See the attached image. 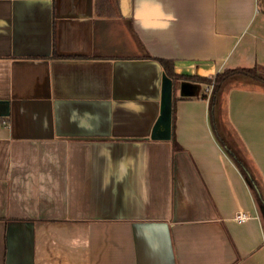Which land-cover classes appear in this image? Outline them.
<instances>
[{"label": "crops", "instance_id": "obj_1", "mask_svg": "<svg viewBox=\"0 0 264 264\" xmlns=\"http://www.w3.org/2000/svg\"><path fill=\"white\" fill-rule=\"evenodd\" d=\"M163 60L264 67V0H0V264H264L210 85L178 78L171 135L153 136ZM222 100L264 183V88Z\"/></svg>", "mask_w": 264, "mask_h": 264}, {"label": "trees", "instance_id": "obj_2", "mask_svg": "<svg viewBox=\"0 0 264 264\" xmlns=\"http://www.w3.org/2000/svg\"><path fill=\"white\" fill-rule=\"evenodd\" d=\"M163 64L165 67L164 73L172 78L174 82L178 78H182L191 81H198L212 86L208 100L213 130L218 136L220 143L225 146L226 151L233 157L237 166L248 180L258 201L260 209L264 208V183L255 173L253 164L251 166L248 153L245 151L248 157H244L239 152L234 150L233 145H230L229 142H226V136H224L219 129V116H216L219 112V106L225 95V92L238 82L253 84L264 88V67L256 65L252 67L227 68L221 72H218L214 77H202L197 75H176L171 61L163 60Z\"/></svg>", "mask_w": 264, "mask_h": 264}, {"label": "water", "instance_id": "obj_3", "mask_svg": "<svg viewBox=\"0 0 264 264\" xmlns=\"http://www.w3.org/2000/svg\"><path fill=\"white\" fill-rule=\"evenodd\" d=\"M173 89H174V81L172 78L167 76L164 73L163 77V86H162V101H161V112L156 121V125L154 127L153 136L158 135V130H167V137L171 135V127H172V109H173ZM7 104V100H0L1 106ZM8 108L2 110V114H7ZM161 126H164L162 129ZM161 128V129H158ZM263 217H264V208L261 209Z\"/></svg>", "mask_w": 264, "mask_h": 264}, {"label": "rangeland", "instance_id": "obj_4", "mask_svg": "<svg viewBox=\"0 0 264 264\" xmlns=\"http://www.w3.org/2000/svg\"><path fill=\"white\" fill-rule=\"evenodd\" d=\"M224 98V97H223ZM220 109H222V112L219 111L220 114V132L226 136L225 140L226 142H229L230 145H233L234 150L239 152L242 156H247V153L245 152V149L242 147L240 141L238 140L237 136L235 135V133L232 131V129L229 127L228 123H227V119H226V115H225V109H224V100L221 101L220 104ZM248 157V156H247ZM249 160V159H248ZM251 166L252 163L251 161H249ZM250 166V165H249Z\"/></svg>", "mask_w": 264, "mask_h": 264}, {"label": "built area", "instance_id": "obj_5", "mask_svg": "<svg viewBox=\"0 0 264 264\" xmlns=\"http://www.w3.org/2000/svg\"><path fill=\"white\" fill-rule=\"evenodd\" d=\"M208 90H209V92H211V90H212V86L211 85L209 86ZM248 218H249V214L246 211H239L236 214V219L239 222L246 221Z\"/></svg>", "mask_w": 264, "mask_h": 264}]
</instances>
